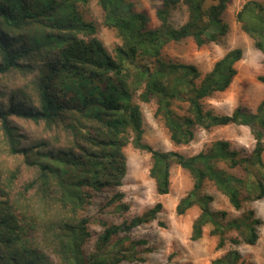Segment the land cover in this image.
<instances>
[{"label": "trees", "instance_id": "16d2710c", "mask_svg": "<svg viewBox=\"0 0 264 264\" xmlns=\"http://www.w3.org/2000/svg\"><path fill=\"white\" fill-rule=\"evenodd\" d=\"M42 1L44 5L35 10L30 0H0V82L3 76L19 71L30 87L8 82L0 86V126L6 145L0 146V156L6 152L12 160L1 161L14 164L21 160L32 169L24 187L38 196L37 215H41L27 216L26 207L19 210V203L9 202L0 189V264H118L134 258L130 248L126 253L115 248L122 238L118 241L113 236L133 224L154 220L160 204L130 222L104 223L103 230L94 235L93 247H84L93 236L83 212L90 196L84 187L97 192L120 184L124 174L121 147L129 140L133 147L151 154L149 174L158 193L168 191L172 162L191 175L192 187L175 210L183 214L193 205L199 207L191 225L192 240L199 239L210 223V233L218 236L217 248L225 245V234L232 230L243 242L254 244L257 227L264 220L253 209L228 217L226 211L212 207L214 197L204 189L206 183L214 186L236 209L242 207V191L251 199L264 198V97L254 111L238 105L229 114L215 112L204 103L228 88L243 51L229 49L203 75L196 65L168 60L162 53L169 42L186 38L197 46L218 43L228 31L222 14L229 0H160L155 11L160 23L154 27L148 26L149 16L136 10L130 0H96L103 25L120 39L113 52L97 38L92 22L73 15L76 2L86 0ZM178 4L187 16L176 25L171 14ZM247 10L258 19L255 27L243 19ZM236 20L262 51L264 62V4L246 1L236 12ZM34 26L46 30L27 39L24 30ZM33 51L40 57L33 59ZM257 79L264 82V75ZM57 84L64 91L57 90ZM67 91L69 97L64 95ZM139 101L155 103L154 116L162 120L175 144L191 140L196 127L236 124L248 127L253 148L245 153L226 139H216L193 155L155 149L143 138ZM16 118L43 126L41 137L26 133ZM120 196L114 191L110 200ZM37 225L41 236L36 233ZM230 240L240 242L235 237ZM212 264L244 263L234 250L213 259Z\"/></svg>", "mask_w": 264, "mask_h": 264}, {"label": "rangeland", "instance_id": "374dc122", "mask_svg": "<svg viewBox=\"0 0 264 264\" xmlns=\"http://www.w3.org/2000/svg\"><path fill=\"white\" fill-rule=\"evenodd\" d=\"M30 1L35 10L44 5L42 0ZM130 1L134 3L136 10L149 16V27L159 25L160 21L155 11L161 5L160 0ZM246 1L248 0H229L227 2L222 14V21L227 23L228 31L218 43L211 41L197 46L191 38H186L181 41H171L162 49L166 59L180 63H192L197 66L201 75L209 71L214 62L229 49L233 47L242 49V57L235 63L237 73L228 88L216 92L204 101L206 107H210L218 113L229 114L238 105L254 111L264 97V82L257 79L259 75H264L263 53L253 45L252 38L241 29L240 22L236 20V9L238 10ZM256 1L264 4V0ZM74 7L73 15L83 22H92L96 28L97 38L107 50L113 52V48L120 43V39L112 28L103 25V12L96 0L76 2ZM57 16L60 15L57 14ZM186 16L184 6L178 4L171 14V20L174 24L179 25L186 19ZM243 19L253 27L258 24V19L253 16L250 10L245 11ZM45 21L52 23L51 20ZM42 30L45 31L46 28L34 26L24 32L29 39L34 36V32L38 33ZM78 36L84 39L89 38L83 33H79ZM32 54L33 59L40 57L34 51ZM6 82L11 85L25 84L30 90L26 79L20 76L19 71L16 75L3 76L0 86ZM56 89L64 91V87L59 84L56 85ZM64 95L69 97L71 92L67 91ZM139 105L143 119V138L155 149L173 150L184 155H193L216 139H226L233 147L244 150L245 153H249L253 148L254 139L248 127L236 124L212 126L208 129L196 127L191 140L175 144L169 138L162 120L154 116L155 103L139 101ZM15 122L29 135L34 133L41 137L43 126L17 118ZM124 134H128V131H125ZM43 135L46 136L45 133ZM129 136H131V131H129ZM4 142L0 126V146H6ZM5 153L2 152L0 156V162L3 163H0V189L8 195L9 202L13 201L16 205L19 203V210L26 207L29 214L27 216L40 217L41 215H37L40 212L38 196L33 191H29L30 189L25 190L24 187L33 175L32 169L23 164L21 160L14 164L1 161L3 158L12 160V156ZM120 162H124V174L120 177V184L115 188L108 186L95 192L89 186L84 187V193L90 194V196L86 198L83 212L89 218V228L93 233L84 247H93L94 235L103 230L106 226L104 223L107 225L121 224L124 220L130 222L147 209L160 204V211L154 220L133 224L128 230H120L113 236L118 241L122 238L115 248H122L124 253L127 248H130L129 250H133L132 252L135 253L134 258L123 259L118 264H212L213 259L234 250L238 251L239 261L242 260L244 264H264V222L257 227L258 238L254 244L243 242L238 232L232 230L225 234V245L222 248H217L218 236L210 233V229L213 227L210 223L203 227V234L199 239L192 240L190 238L191 225L200 211L199 207L193 205L183 214H177L175 210L178 200L192 187V177L189 172L172 162L169 168L168 191L160 194L156 190L154 178L149 174L152 164L149 152L133 147L129 140L121 147ZM232 173L240 174L238 170H233ZM204 189L214 197L212 207L215 210L226 211L228 217L239 216L242 211L253 209L255 215L264 220V198L251 199L245 191H242V207L236 209L228 198L214 186L206 183ZM114 191L121 193V196L111 201L110 198ZM38 217L37 219H39ZM35 229L38 231L36 233L41 236L40 225H37ZM232 237L238 238L240 242L232 243L230 240ZM140 240L143 242H139ZM76 241L78 242V239ZM131 241L137 243L133 244Z\"/></svg>", "mask_w": 264, "mask_h": 264}, {"label": "crops", "instance_id": "0c3cea01", "mask_svg": "<svg viewBox=\"0 0 264 264\" xmlns=\"http://www.w3.org/2000/svg\"><path fill=\"white\" fill-rule=\"evenodd\" d=\"M240 8H241V7H240ZM240 8H239V9H240ZM239 9H238V10H239ZM238 10L236 9L235 13H236Z\"/></svg>", "mask_w": 264, "mask_h": 264}]
</instances>
